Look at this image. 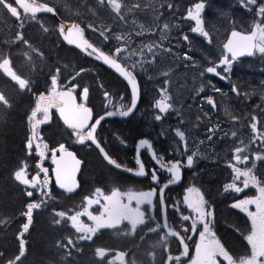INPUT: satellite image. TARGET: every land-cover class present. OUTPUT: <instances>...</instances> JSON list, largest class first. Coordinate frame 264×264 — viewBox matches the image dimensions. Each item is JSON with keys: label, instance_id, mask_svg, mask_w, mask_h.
Masks as SVG:
<instances>
[{"label": "flooded vegetation", "instance_id": "flooded-vegetation-1", "mask_svg": "<svg viewBox=\"0 0 264 264\" xmlns=\"http://www.w3.org/2000/svg\"><path fill=\"white\" fill-rule=\"evenodd\" d=\"M54 1H50L49 3L54 5ZM106 1L110 3V0ZM35 2L41 3V1L38 0ZM196 2H198V0H163V24H167L174 32L178 33L180 30H183L188 35H194L191 31L196 25L195 20H186L184 17L186 16L187 10ZM111 3L120 4L119 0H111ZM55 6L58 10H61L56 3ZM112 7L115 9L114 6ZM62 13L65 18H68L67 16L69 15L65 14L66 11L65 13ZM117 14L119 15V13ZM36 18L38 17L26 18V20L23 18L16 23V25L20 26L18 32L23 36L20 41L15 44V47L19 52L16 59L11 61L7 60L6 67L0 69L1 104L5 101L4 93L13 92L12 90L21 92V90H19V84L23 82L22 77H19L16 73L22 75V72L25 73L24 68L29 72L28 67L30 69L41 67L46 68L44 71L47 72L50 68L69 66L71 63H73L72 65L81 66L83 61L80 62V60L76 61L75 59L76 56L78 57L79 55H81V58L86 59L85 63L88 62L91 65H100L89 56L65 44L58 35L52 37L49 29L40 26L43 24L42 18ZM76 20L83 25L85 36L96 48L122 60V53L125 51L124 48L115 45L113 40H102L98 38L99 35H102L98 28L100 25H97L95 29H88L84 20ZM53 21L55 22V20ZM105 26H109L108 22H103L101 27ZM193 46L195 47V42L193 43ZM26 49L30 51L33 50V52H29L30 56L26 58L27 60H24L23 53ZM105 69L107 68H104L103 71ZM104 72L107 73L106 71ZM135 74L139 77L138 72H135ZM8 80L11 82L10 86ZM100 80H102V78H97L96 83L92 84L85 82L84 86L81 87L75 82V80H72L71 84L78 85V87L74 88L72 85L69 88L77 93V97L81 102H83L81 91L85 86L88 87L86 101L90 98H95L96 96L100 98H109L110 90L108 89V86L113 90L110 91L111 97L121 96V93L119 94L121 90L120 84H117L116 81H112L111 78H107L105 83L100 82ZM27 92L28 95H26V99L29 98L30 100L28 106L34 105L32 110H35L39 98L42 99V102L40 100V109L43 110V113H48L49 107L57 103L56 92L53 93L50 89V93L48 94L30 92L29 90ZM106 93L109 95H106ZM35 102L36 105L34 104ZM33 113L34 112H32V114ZM50 117V123L47 125L41 124V126L43 125L42 132H44L45 136V130L52 136L55 135L53 129L56 125L60 128L64 127L55 110L51 111ZM107 121H110V119H107ZM144 121L145 122L140 125V128L145 130L144 136L154 142L156 150L164 155L165 160L171 158L183 160L185 158L184 156H175V152L171 150L174 142L175 144L180 145L181 152H183L184 149L183 142L181 141L180 143H177L174 139V131L169 129L168 124L163 122V124L156 125L151 122L150 116H146ZM104 123L105 122H103L97 130L99 137ZM108 125H110V123H107V127ZM161 128L166 129L164 135H160L162 131ZM86 132L87 130L84 132L72 131V141L64 144L63 148L58 151V153H60L61 150L64 149L73 150L82 161V171L78 178L80 187L77 191L62 193L57 189H52L50 191L48 200L53 214H55L54 210L57 204L61 203L65 211L64 215L69 229L68 233H71L73 238L80 237V240H82V251L86 250L89 253L96 252L97 256L102 260V263L104 262L105 264H120L121 260L124 264H150V260H152V262L158 261V264H166L170 257L182 256L184 252L183 244L178 239L169 236L164 227L163 218L161 216V199L159 190L153 192L151 190L152 185L148 180L143 178L133 179L132 176L127 174L122 177L120 176L121 174H124L122 172L119 174H114V172H112L111 178L106 177L94 179L92 178L93 173L85 170L87 164L86 157L89 155L88 153L93 150V146L88 142L79 144L76 143L75 140L78 136L83 137L86 135ZM161 136L163 137V142H157L155 139H158V137ZM134 137L136 139L134 138L135 142H133V156H131V162L128 163L121 161V164L130 168L135 165L133 157L136 155L135 146L137 139L139 138L137 135ZM163 146L169 147L167 152H163ZM54 151V148H51L48 152V156L52 155L53 157ZM141 154L144 157H142V159L148 162V166H155V162L151 160L147 148L143 149ZM191 154L192 150L188 149V152L185 155ZM236 157V155H227L225 157L218 156L211 161H199V165H194L191 170L186 168L181 182L176 186L170 187L171 191L168 189L166 190L165 202L182 199L184 188L187 187L189 183H194L196 186L201 187L205 198L210 202V205L215 207L216 212L217 209L221 211L229 210L234 214L236 219L242 220L240 224H245L247 221L246 215L238 209H231L229 207L232 203L231 199L221 198L229 197L231 195H234V198H243L245 193L256 195L255 189L251 187L245 189V191L240 194L234 192L225 193L223 191V185L230 182L233 172V169L226 166V161L235 165V169L238 171L242 179L244 178L243 173L247 171L249 164L248 159L245 162L244 158L246 156L240 157L239 161L236 160ZM115 161L119 162V160L116 159ZM110 168L115 170V168ZM115 171L119 172L117 169ZM160 174L161 183L166 182V179L170 175L163 170H161ZM19 175L22 176V174ZM262 180H264V178ZM94 183H97L96 187L92 185ZM261 187L262 186L258 183L257 188ZM96 189H100V191H96ZM145 193L151 195V201L145 198ZM219 201L225 206H218L217 203ZM262 203H264V200H262ZM251 207L252 210H255V206ZM118 209L120 211H117ZM180 211L185 215L195 214L184 205H181ZM216 212L214 220L211 217H207V220L209 221L208 231H212L214 236V239L210 240L201 234L202 226L199 223L197 224L195 236L192 237L193 231L191 229L185 232V222L182 221L179 218V215L173 211L171 204H168L167 220L169 227L182 236L188 247V253L185 258L181 257L180 259L171 260L170 264H220V259H222L218 254L220 249H223L226 253L233 254L242 253V251H244L246 241H244L243 237L235 231L234 228H227V230H224V234L215 231L214 225L217 224L218 218ZM53 227L55 228V226ZM205 231L206 230H204V232ZM242 231H244V229ZM120 240L125 242L123 246L119 243ZM255 240L259 248L264 250V216H261L257 221ZM123 250H125V252H123ZM97 256L95 258H97ZM113 257L119 258V261L117 262L116 258Z\"/></svg>", "mask_w": 264, "mask_h": 264}, {"label": "trees", "instance_id": "trees-1", "mask_svg": "<svg viewBox=\"0 0 264 264\" xmlns=\"http://www.w3.org/2000/svg\"><path fill=\"white\" fill-rule=\"evenodd\" d=\"M7 1L13 3L12 0ZM223 1L233 4L232 13L230 15L231 19L221 17L217 19L218 11L224 6L222 5ZM213 2H215L216 11L213 13L214 15L211 16L208 14L212 12V10L207 9L206 16L208 23L207 27H211L210 34L213 37V46L211 50L214 55H209L206 53L205 49L196 50L197 54L194 55V59L199 63L198 82L200 84L202 82L206 83L208 81L207 79L211 78L213 84L216 87L220 86L222 91L226 93V95L221 97L218 96V98H223V105L220 110L221 113H219L218 118H216L218 124L224 122L237 125L246 123L247 126H250V123L254 124L258 126L259 133L261 132V138L264 140V86L261 85V81H264V56L259 54L251 59L240 60L233 63L231 81L236 82L242 92H250L251 94L248 97L242 94L238 96L234 93L232 91V83L229 80H224L220 77H215L214 74L210 75L208 73H206L203 78L200 76V72L203 70L204 66H208L206 55H208L209 59L219 55L220 48L215 47V45L222 46L227 36V30L230 29L229 24L231 22H238L240 25L247 24L252 18V14L235 3L234 0H211V4H213ZM213 21L214 29L212 30ZM22 36L23 35H20V37ZM200 39L201 41L204 40V44H207V41L203 37ZM4 54L13 58L16 52L12 49L11 43L5 42V40L0 38V55L3 56ZM75 59L76 61H83L81 66L58 67L60 72L64 74L62 75L59 72L63 77L79 73L78 78L82 76L84 81L90 84L96 83L97 78H102V80H100L102 83H105L107 78H111L112 81H116L117 84H120L121 90L119 93L123 95L121 99L118 97L115 98V106L118 108L120 104H124L125 109L127 108L130 94L126 84L120 78L108 69L104 70L107 72L105 73L103 71L105 67L102 65L97 66L91 65L88 62L85 63L86 59L81 58V55L78 57L76 56ZM44 69L46 68L39 67L29 76L30 92L48 94L50 82L48 78L50 76L46 74ZM80 69L86 71L79 72ZM157 83L158 82L153 81L151 82V86L161 88ZM108 89L113 91L109 86ZM24 91L26 92L13 91L4 93L7 103L0 104L2 110L0 111V264H101L97 261L95 258L96 254L93 252L89 253L86 250L74 251L73 253L67 252L66 248H70L66 240L67 236L63 232V228L59 226L53 227L54 220H52L51 215L48 214V203L45 201L42 207L39 206V210H35L31 204H27L28 199H26V193L15 179L14 173L18 169H22L26 161L29 162L28 164H31V166H35V162L38 167L44 165L42 164L43 160H41L43 154H40L44 149L34 142L35 140L33 139L37 137H30L28 126L34 125L36 129L38 120L33 121L32 119L34 114H37L35 110H32L34 105L28 106L30 103L29 98L26 99L28 92L27 90ZM171 91L173 97L179 96L178 98H181V106H183V99L186 97L187 90L184 91L183 89L181 93L180 90L172 88ZM157 93L158 91L155 94ZM143 96L141 104L152 102L157 97H153L154 94L149 98H147L148 96L146 94ZM195 96L193 95V98L197 97ZM96 97L89 99L90 106L96 113H99V111L104 112V110L108 108L110 100L98 96ZM40 100L42 99L39 98L38 103ZM34 104L36 105V102ZM32 112H34V114H32ZM193 115L195 116L196 114L193 113ZM197 117L206 121L201 115ZM208 122L210 121H207V123ZM107 123H110V126L119 124L121 127H110L109 125L107 127ZM138 124H142V122L140 120H112L106 121L102 126L99 140L102 145L105 146L109 154L114 159L119 160V162H131L133 148L131 149L130 141L133 142L134 136L140 135L141 131H143ZM53 130L55 135L52 136L45 130L47 136L46 143H48L51 148H57L62 143L64 144L72 141V134L66 128H60L56 125ZM117 137L126 140L127 146L125 147ZM38 142L41 143L42 141L38 138ZM31 151V155H33L32 158H35V160L29 158ZM88 154L89 155L86 157L87 164L85 170L93 173L92 178H111L112 172H114V174L120 173L108 167L101 159L96 149L93 148ZM120 176L124 177L126 175L121 174ZM42 182L44 187H48L49 179H43ZM92 185L96 186L97 183ZM52 187L54 188V186ZM56 209L62 210L63 206L57 205ZM218 216L219 218L222 217L219 221H223L219 224V232L221 234H224V230H227V228H240L238 221L231 211H219Z\"/></svg>", "mask_w": 264, "mask_h": 264}, {"label": "snow or ice", "instance_id": "snow-or-ice-1", "mask_svg": "<svg viewBox=\"0 0 264 264\" xmlns=\"http://www.w3.org/2000/svg\"><path fill=\"white\" fill-rule=\"evenodd\" d=\"M235 3L239 4L243 9H246L248 13L252 14V22L249 28H244L243 25H240L238 22H231L229 24L230 36L227 37L226 42L221 45H215L219 47V55L215 58L209 59L208 55V66H204L203 70L200 72L201 78L205 76L206 73L214 74L215 77H220L224 80H229L232 83V91L239 95H244L248 97L250 92H242L238 87L236 82L231 81V71L234 62H238L240 57L244 56H254L257 53L264 56V0H234ZM211 0H198L194 5H192L186 13L184 19L186 20H195L196 26L192 29L195 33H198L202 36L207 44H201V47L205 48L206 53L209 55H214L212 53L211 47L213 46V37L211 33V27L208 29L205 28V21L203 19V13L207 8L211 7ZM254 9V11H253ZM223 16L231 19L228 12H222ZM239 27L241 30H236ZM185 39L187 35L185 34ZM186 59H190L188 52L184 53ZM115 70L119 71L121 75L128 78L131 74L125 72L123 69L117 66ZM81 71H86L81 69ZM60 69L57 68L54 73L49 77V89L51 92L55 93L57 89V79ZM79 75V73H77ZM75 79V77H73ZM207 83L211 85L213 91L221 93V95H226L222 89L216 87L212 84L211 80H208ZM133 88H135L136 82L134 78L131 81ZM261 85L264 86V81H261ZM73 87H78V85H73ZM102 87V85H101ZM205 85L202 82L198 88V93L204 92ZM161 96L156 99L153 103V108L158 111L153 113V118L156 121H162L170 110H173V104L170 102V95L166 92L165 89H161ZM71 89L69 90V94ZM88 87L85 86L81 91L82 101L87 100ZM106 95H109L106 93ZM51 99V98H49ZM204 99L208 100L210 103H213V99L210 96H205ZM138 98L134 97L130 106L125 109L124 104H120L117 108L114 115H119L122 117H129L136 109L138 104ZM213 103V107H214ZM83 108V104L79 106ZM90 111V110H89ZM142 111V110H141ZM139 114V113H138ZM251 127H255L254 124L250 123ZM162 131L160 135L166 133L165 128H161ZM180 140L183 142V152L180 150V145L173 143L171 150L175 152V156L180 157L184 156L183 160L171 158L165 160L164 155L161 152H158L153 149L152 141L146 138H142L138 141L136 145V155L133 157L135 160V165L132 168H128L126 165L123 167V171L130 173L132 178L137 177L148 180L152 185V191L155 192L159 190L161 195V200L163 201V190L168 189L171 191L169 186L178 185L179 182L183 179V172L187 168H191L195 165L196 152H193L191 155H185L188 152L187 143L185 140L184 132L180 129L175 130ZM236 133L233 132V136ZM121 140L123 145L127 146V141L123 138L117 137ZM76 143H84V138L78 136L75 140ZM242 142V141H241ZM147 147L151 153V159L155 162V166H148V162L143 160L140 155V148ZM60 148H63L61 145ZM169 149L168 146H163V152H167ZM103 155V152L101 153ZM75 158L74 153H69ZM245 162L247 157L244 158ZM236 160L239 161L240 157L237 156ZM115 164V161H110ZM77 169L79 168L80 161H75ZM119 167V165H116ZM158 166V167H156ZM226 166L233 169L230 182H227L223 185V191L225 193L234 192L240 194L245 191V189L254 188L256 195H249L245 193L243 198H234L231 205V209H238L240 212L244 213L247 217L246 228L244 231L236 228L237 231L246 241V246L242 253H226L223 249H220L218 254L220 259V264H264V250L260 249L256 243V231H257V221L261 216H264V180L257 181L254 176L255 164L252 165L250 169L243 173V179L241 178L238 171L235 169V165L231 162L226 161ZM161 170H166L170 175L166 179V182L161 183ZM74 179V177H73ZM27 182V181H25ZM261 185V188H257V184ZM69 191H73L72 187H69ZM100 191V189H96ZM31 195V194H29ZM145 198L151 201V195L148 193L144 194ZM171 204V207L175 213L179 215V218L185 222L184 231L187 232L189 229L195 234L197 229V224L199 223L202 226L201 234H204V230H208L209 221L207 217H211L213 220L215 218L216 209L213 205H210V202L205 198L204 192L201 190V187L196 186L194 183H189L187 187L184 188V194L180 200H171L168 202L162 203L161 216L166 215V210L168 204ZM181 205L190 209L191 212L195 213L194 215H185L180 211ZM251 206H255V210H252ZM210 209V210H209ZM117 211H120L119 209Z\"/></svg>", "mask_w": 264, "mask_h": 264}, {"label": "rangeland", "instance_id": "rangeland-1", "mask_svg": "<svg viewBox=\"0 0 264 264\" xmlns=\"http://www.w3.org/2000/svg\"><path fill=\"white\" fill-rule=\"evenodd\" d=\"M58 1H63L61 4L63 6H66L64 4L65 2L69 5L68 10L64 9L67 14H71L76 11L83 10L84 13H86L84 18L89 19L88 24L90 23V25L95 24V22L98 20L102 22H108L109 26H111V24L114 23L116 24L119 33L121 32L123 34H128L129 31L131 33L133 32V30H130L128 28L127 26L128 23L136 25V27L139 30H141L139 31L140 33H145V30L148 31L157 30L159 32L158 37L139 39L137 45L138 47L136 46V48H134L133 50L131 49L130 51H128L127 60L131 62L133 65L139 66L142 71L143 70L154 71L155 72L154 77L156 79H159V81L161 80L160 82H163V78H165V76L168 75L169 78L172 80L178 77L176 66L181 64L180 57L182 59L184 57V53H182L183 44L168 39L170 37H177V39L186 40L188 44L191 45V42H193V38L187 36V39H185V35H180V32L177 33L172 31L167 24H164V26H163V22L160 25L158 24V19L161 17L162 15L161 11L163 10L162 2H158L156 0H119L122 3L123 8L121 6L122 16L118 18L117 17V12L119 10L118 4H115L114 5L115 9H113L111 5L100 2L101 0H82L80 5H75L74 1L72 0H58ZM137 5H139V8H137ZM220 12L221 13L228 12V10H222ZM204 13L202 14L203 19H204ZM75 16H77V14H75ZM219 17L220 14L218 13L217 19H219ZM19 18H21V14L19 10L10 4H6V6L3 7V9L0 11V23L9 22L7 24L8 25L7 27L12 28V26H10L11 22H14ZM157 25H159L158 29H156ZM205 28H206V24H205ZM244 28H249V26H244ZM110 29L114 30L113 27H111ZM110 29L108 30V32L111 31ZM163 32L165 33L164 36H163ZM195 35L200 36L198 33H195ZM116 37L119 39V41L121 42L123 41L122 35L119 36L118 33H115L114 38L116 39ZM159 39H162L163 42L161 43ZM194 40L197 45L196 47H199V39L194 38ZM172 46L176 48H173ZM29 52H33V50L30 51L26 49L25 52L23 53V59H26L30 56ZM3 65L6 66V63L3 62ZM195 72L198 73V70H196ZM19 85H20V89L26 87L25 83L23 82H21ZM175 85L177 89L180 91L184 89L180 81H175ZM198 86H199L198 80L197 81L192 80V82H189L187 84L186 89H184V91L187 90L188 93L186 94L185 97L188 98L187 103L191 106H194L196 102L193 97H190V95H193L192 92L196 91V87ZM187 96H189L190 98ZM206 111H209V109H207ZM244 137H245V132L243 131L242 134L238 136V138H244ZM245 150H246L245 147L241 148V146H238V148L236 149V154H239L240 152H245ZM201 156L203 155L201 154ZM19 174L28 176L30 173L22 171L19 172ZM19 174L18 176H16V179L19 180L20 182H25V180L19 177ZM38 178H40V176H38L37 174L35 175L32 174V177L29 179L32 180L30 183H32L31 191L33 192V196L37 193V191L41 187H43L42 184L38 182L39 181ZM29 199L31 201V197ZM63 219L64 218L62 213L56 214V224L60 223ZM203 235L209 238L210 240H213V236L211 235V232H209L208 230H206ZM78 240L79 242H81L80 237H78ZM119 243L120 244L123 243V240L119 241ZM116 261L118 262L119 258H116ZM150 261H149L150 264H156V261L154 262H152V260ZM121 262L123 261L121 260Z\"/></svg>", "mask_w": 264, "mask_h": 264}, {"label": "water", "instance_id": "water-1", "mask_svg": "<svg viewBox=\"0 0 264 264\" xmlns=\"http://www.w3.org/2000/svg\"><path fill=\"white\" fill-rule=\"evenodd\" d=\"M12 1L24 14H29L32 16H38L40 14H50L56 17L59 20V27H58L59 34L61 35L63 40L67 44L71 45L72 47H75L84 52H85L84 50L85 45H89V47L93 48V50L97 52L99 56L92 55L88 53L87 51L86 53L91 58L98 61L100 64L104 65L105 67L110 69L112 72H114L117 76H119L127 84L131 92V95H132L131 103L134 97L138 98L139 102L137 104V107L135 111L129 117H131L137 111L140 105V101H141V90H140L137 80L118 60L112 58L106 53L101 52L100 50L96 49L92 44H90V42L84 38L83 32L80 26H76L74 23L61 20L56 10L49 5H34L29 0H12ZM251 57L252 56H244V57H240L239 59L251 58ZM117 66H119V68L123 69L125 72L130 73L131 75L128 78H125V76L121 75L119 71L115 70ZM133 78L136 82L135 88H133L131 84V81ZM58 99L64 102L62 106L56 107L58 110L59 116L64 122V124L67 125L69 128H73L77 130L86 129L87 126L91 123V120L93 118V111L88 106L80 108L73 92L69 94V91H61L59 93ZM114 113L116 112L110 111L109 113L104 114L103 116L99 117L92 125L91 130L88 132V138H84V142H90L98 150L101 158L104 160V162L107 165H109L112 168L117 169L119 172H122V173H125L131 176L130 173L123 171L124 166L117 163L109 155L105 147L100 143V141L96 137V133H97L99 126L105 120L107 119H126L125 117L114 115ZM145 147L139 149L140 154H141V151ZM102 152H103V155L101 154ZM69 153H74V152L65 151L63 155L57 157L54 160V169L52 171V179H53V182L56 188H58L61 191H65V192L69 191L68 190L69 187H72L74 189L73 191H77L79 189V184L77 182V179L81 172V163L78 169L75 163L76 160L80 161V159L76 155H75V158H73V156L69 155ZM110 161H115V164L111 163ZM116 165H119V167H117ZM137 178H140V177H137ZM172 186H176V185H171L169 187H172ZM166 190H163V201L161 200V208H162V203L165 202ZM160 199H161V195H160ZM162 218H163L164 226H165L167 233L173 238L178 239L184 246L183 255L179 257H175V258H170L166 262V264H170L171 260L180 259L181 257L185 258L188 253V247H187V244H185L182 236L178 232H176L175 230L171 229L168 226L167 210H166V215H164ZM194 235L195 234L193 233L192 237Z\"/></svg>", "mask_w": 264, "mask_h": 264}, {"label": "bare ground", "instance_id": "bare-ground-1", "mask_svg": "<svg viewBox=\"0 0 264 264\" xmlns=\"http://www.w3.org/2000/svg\"><path fill=\"white\" fill-rule=\"evenodd\" d=\"M111 41V40H110ZM113 44V43H112ZM110 47V46H109ZM112 47H113V45H112ZM71 64H73V63H71ZM69 66H70V64H69ZM188 94V93H187ZM190 97H193V95H190ZM187 99L188 98H185V101L187 102ZM207 110V108H205L204 110H203V114L205 115V116H209L210 114H211V111L209 110V111H206ZM106 138H107V140H108V137L106 136ZM106 140V141H107ZM109 142H111V141H109ZM112 143V142H111ZM109 144V143H108ZM110 145V144H109Z\"/></svg>", "mask_w": 264, "mask_h": 264}]
</instances>
